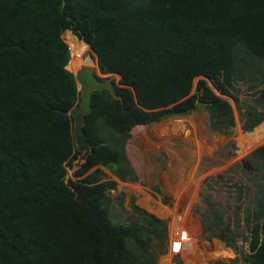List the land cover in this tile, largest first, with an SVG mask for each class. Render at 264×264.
Segmentation results:
<instances>
[{
    "label": "trees",
    "instance_id": "1",
    "mask_svg": "<svg viewBox=\"0 0 264 264\" xmlns=\"http://www.w3.org/2000/svg\"><path fill=\"white\" fill-rule=\"evenodd\" d=\"M81 40L103 75L119 77L120 98L94 92L84 125L92 151L66 181L79 156L67 111L81 101L68 64ZM239 84L255 96L242 113L251 130L264 120V0H0V264H158L169 250L167 220L132 195L131 218L115 221L118 181L106 169L137 180L128 154L134 129L199 107L213 131L229 135ZM252 135L264 140V123ZM248 166L255 195L242 259L264 264V183L256 180L264 144ZM210 214L203 230L212 241L225 217L215 207Z\"/></svg>",
    "mask_w": 264,
    "mask_h": 264
},
{
    "label": "rangeland",
    "instance_id": "2",
    "mask_svg": "<svg viewBox=\"0 0 264 264\" xmlns=\"http://www.w3.org/2000/svg\"><path fill=\"white\" fill-rule=\"evenodd\" d=\"M63 37L69 43L68 32ZM78 50L85 52V58L91 55L97 61L89 44L79 43L75 52ZM236 87L233 92L239 96L240 104L233 101L236 124L229 135L213 131L209 126L208 111L199 107L187 115L169 117L134 129L128 142V154L136 168L137 180H119L106 169V178L119 181L110 191L113 200L110 213L115 221L122 223L131 218L130 197L134 195L138 205L167 220L169 229L173 225V233L183 228L188 232L185 223L176 219L191 225L194 236L188 233L190 238L183 243L181 253L170 251L169 246L158 264H177V259L182 264H209L216 259L231 261L236 256H239V264H245L242 255L248 251L250 239L245 218L254 208L256 174L253 169H248V158L253 150L264 144V140H253L258 145L250 151H241L237 145L240 133L245 131L242 113L247 105L254 104L255 96L247 90L246 84ZM260 110L264 113L263 108ZM75 170L68 167L67 181L76 179ZM257 174L264 175V170ZM263 179L257 177L256 180L264 183ZM240 186H243L242 194ZM120 199H123V205L119 204ZM214 207L222 211L225 224L217 228L220 235L210 241L205 237L203 226L210 223V210ZM226 237L230 243L232 240V246Z\"/></svg>",
    "mask_w": 264,
    "mask_h": 264
},
{
    "label": "water",
    "instance_id": "3",
    "mask_svg": "<svg viewBox=\"0 0 264 264\" xmlns=\"http://www.w3.org/2000/svg\"><path fill=\"white\" fill-rule=\"evenodd\" d=\"M82 42H85L90 45V43L86 42L85 40H82ZM73 72L78 85V89L81 92V101L73 109L67 112L74 119V135L77 144V149L79 151V156L74 161V168L77 170L87 160L88 155L92 151V146L89 141L88 134L84 128V125L86 122L87 114H89L93 109L92 99L94 92L96 90L108 89L111 91L115 98L119 99L120 96L116 93V83L113 81V78L116 75H103L99 69V66L98 70H96L92 66L82 65L79 69ZM105 76H107L106 79L102 78Z\"/></svg>",
    "mask_w": 264,
    "mask_h": 264
},
{
    "label": "built area",
    "instance_id": "4",
    "mask_svg": "<svg viewBox=\"0 0 264 264\" xmlns=\"http://www.w3.org/2000/svg\"><path fill=\"white\" fill-rule=\"evenodd\" d=\"M252 131L253 130H251V131L245 130V131L240 133L237 145L241 147V151H250L258 145L257 142H256V144H254V142H253L254 138L252 137ZM245 135L247 137H245ZM179 218H181V217L179 216ZM176 220H180V221L186 223L182 219H176ZM173 231H174V229H173V225H172L169 229V235H168L170 251H172V249H173L174 253H181L180 250L182 248L183 243H185L190 238L189 235H192V234L190 232V229L187 232L184 228L176 230L174 233H173ZM188 233H189V235H188ZM193 236L194 235H192V237Z\"/></svg>",
    "mask_w": 264,
    "mask_h": 264
},
{
    "label": "bare ground",
    "instance_id": "5",
    "mask_svg": "<svg viewBox=\"0 0 264 264\" xmlns=\"http://www.w3.org/2000/svg\"><path fill=\"white\" fill-rule=\"evenodd\" d=\"M73 56L74 57H72L73 59H71L70 64H68V68H71L74 71L79 69L82 65H89L94 67L95 69L97 68L94 56L90 55L85 58V52L83 50H78L77 52H75V55ZM254 141L256 140L254 139Z\"/></svg>",
    "mask_w": 264,
    "mask_h": 264
},
{
    "label": "clouds",
    "instance_id": "6",
    "mask_svg": "<svg viewBox=\"0 0 264 264\" xmlns=\"http://www.w3.org/2000/svg\"><path fill=\"white\" fill-rule=\"evenodd\" d=\"M82 41V40H81ZM69 44V43H68ZM71 49V48H70ZM92 49V48H91ZM93 52V51H92ZM94 53V52H93ZM95 54V53H94ZM96 55V54H95ZM71 57H72V55H71ZM72 59V58H71ZM71 61V60H70ZM71 70V69H70ZM117 76V75H116ZM258 126V125H257ZM256 126V127H257ZM256 127H254L253 129H251V130H254ZM244 129V128H243ZM251 130H246V131H251ZM118 181V180H117ZM119 182V181H118ZM168 229H169V227H168ZM169 240V239H168Z\"/></svg>",
    "mask_w": 264,
    "mask_h": 264
}]
</instances>
